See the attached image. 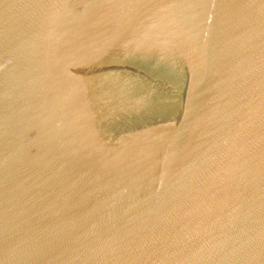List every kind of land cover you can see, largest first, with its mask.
I'll list each match as a JSON object with an SVG mask.
<instances>
[{
	"label": "water",
	"instance_id": "1",
	"mask_svg": "<svg viewBox=\"0 0 264 264\" xmlns=\"http://www.w3.org/2000/svg\"><path fill=\"white\" fill-rule=\"evenodd\" d=\"M0 264H264V0H0Z\"/></svg>",
	"mask_w": 264,
	"mask_h": 264
}]
</instances>
